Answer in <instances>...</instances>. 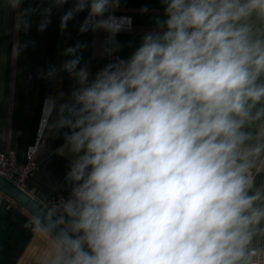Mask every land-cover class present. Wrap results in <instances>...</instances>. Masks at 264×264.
<instances>
[{
  "label": "clouds",
  "instance_id": "clouds-1",
  "mask_svg": "<svg viewBox=\"0 0 264 264\" xmlns=\"http://www.w3.org/2000/svg\"><path fill=\"white\" fill-rule=\"evenodd\" d=\"M159 2L163 18L139 46L91 79L78 69L87 45L65 50L77 86L41 129L63 137L68 195L27 201L18 264H262L264 0ZM119 3L75 0L60 28L87 10L79 31L107 32L112 56ZM41 15L43 32L51 8Z\"/></svg>",
  "mask_w": 264,
  "mask_h": 264
},
{
  "label": "crops",
  "instance_id": "crops-1",
  "mask_svg": "<svg viewBox=\"0 0 264 264\" xmlns=\"http://www.w3.org/2000/svg\"><path fill=\"white\" fill-rule=\"evenodd\" d=\"M74 4L75 0H68L63 6L55 5L54 0H23L19 8L13 9L7 0H0V152L14 151L20 160L23 159L36 139L45 109L66 101L77 86L74 78L62 71L66 60L73 58L64 54L67 48L77 43L87 45L77 53L82 56L78 69L87 65L91 79L113 57L127 58L139 46L143 34L155 27V19L163 18L159 0H120L116 13L130 16L133 27L116 35L115 40L122 47L109 56L107 32L79 31L88 15L87 10L77 13L67 28L61 30V17ZM45 8H51L50 23L40 32L38 25L44 18L41 12ZM26 10L29 14L23 18L29 22L27 30L19 24ZM53 68L55 75L48 77L47 73ZM54 120L55 112L49 123ZM44 138L45 147L37 153L40 169L27 181V192L35 200L68 192L67 187L61 189L59 185L64 183L69 170V159L56 155V149L64 142L63 137H54L45 130ZM261 178H264V171L257 182ZM26 220L24 209L7 196H0V264H18L31 239V233L23 228Z\"/></svg>",
  "mask_w": 264,
  "mask_h": 264
},
{
  "label": "built area",
  "instance_id": "built-area-1",
  "mask_svg": "<svg viewBox=\"0 0 264 264\" xmlns=\"http://www.w3.org/2000/svg\"><path fill=\"white\" fill-rule=\"evenodd\" d=\"M117 8L112 10L111 14L115 15L116 17L126 18V24L124 30H131L133 27L132 18L130 16L117 14L116 13ZM43 119L44 118H42L41 121ZM44 133L45 130L42 131L41 122H40L39 127L37 129L36 139L34 143L27 148L24 158L21 160L18 158V156L14 151L0 152V177H2L10 184H12L14 187L26 193L32 198L33 196L27 192V181L30 178L34 177L40 169V162L37 158V153L40 148L45 147L46 142L44 141L45 140ZM1 195L3 194L0 192V196ZM62 195L66 197L68 195V192L54 195L50 199L57 200ZM259 259L261 260L262 264H264V254H262Z\"/></svg>",
  "mask_w": 264,
  "mask_h": 264
},
{
  "label": "water",
  "instance_id": "water-1",
  "mask_svg": "<svg viewBox=\"0 0 264 264\" xmlns=\"http://www.w3.org/2000/svg\"><path fill=\"white\" fill-rule=\"evenodd\" d=\"M0 192L3 196H7L24 210L27 201H35L34 198L20 191L2 177H0Z\"/></svg>",
  "mask_w": 264,
  "mask_h": 264
}]
</instances>
